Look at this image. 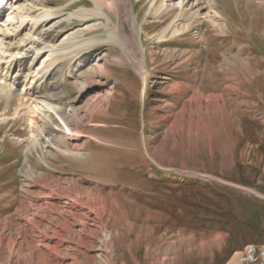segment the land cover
Here are the masks:
<instances>
[{
	"label": "rangeland",
	"instance_id": "rangeland-1",
	"mask_svg": "<svg viewBox=\"0 0 264 264\" xmlns=\"http://www.w3.org/2000/svg\"><path fill=\"white\" fill-rule=\"evenodd\" d=\"M193 1L175 8L180 0H172L169 15L159 18L163 0H132L146 81L137 68L112 62L123 54L108 41L106 17H83L95 0L34 4L33 15L56 14L36 32L51 45L72 38L91 43L48 79L52 103L76 100L83 109L82 134L70 145L82 146L83 156L105 151L94 137L117 147L102 156L110 161L97 184L68 171L76 162L61 170L41 161L42 151L32 175L24 165L31 136L26 111L15 115L24 84L15 87L6 121L0 98V264H232L236 254L243 264H264V0ZM110 16L118 22L115 8ZM159 36L167 43L158 44ZM49 57L47 50L31 53L27 63L37 71L62 58ZM197 91L205 97L189 104L195 112L188 115L187 94ZM67 158L77 159H49ZM91 194L105 200L96 211ZM76 200L82 206L69 227Z\"/></svg>",
	"mask_w": 264,
	"mask_h": 264
},
{
	"label": "bare ground",
	"instance_id": "bare-ground-1",
	"mask_svg": "<svg viewBox=\"0 0 264 264\" xmlns=\"http://www.w3.org/2000/svg\"><path fill=\"white\" fill-rule=\"evenodd\" d=\"M39 1L42 3V0H8V3L12 6L9 11L0 3V98L6 99L5 107L1 113L3 117L1 121L5 119L4 117H7V113L13 105V98L16 95L15 90L18 88L15 89V87L23 83L24 87L19 90L18 93V105H14L17 106L15 115H20L23 110L26 111L28 129L31 132V136L26 140V152L28 155L25 158L24 165L25 167L29 166L28 170H30L32 175L36 173L32 161L35 155L39 154L40 151L43 153L39 155L40 160L45 163L50 161L53 164H55V162L49 159L52 154H54L56 158L62 154V156L77 157V160H81L83 156L79 151L82 146L78 145L74 148L70 145L73 140H78L79 135L82 134L79 122L82 120L80 111L83 109L75 106L76 100L73 104L65 103V105H61L60 103H52L51 99L48 97V91L54 88L49 84L48 79L53 75V71L57 64L79 59V55L89 49L91 45L90 42L73 39L72 37V39H68L58 46L51 45V43L46 40V36L43 34L41 35L40 32L36 33L39 28L44 26V23L53 20L56 15L50 13V10L48 12L45 10L46 12L40 15H33V6L36 3L38 5ZM95 1L97 4L93 10H80L82 11L81 13L84 14L83 17L87 18L95 14L106 17L107 23L105 25L107 31L110 33V39L108 41L119 44L123 54L122 56H113L111 58V60H113L112 62L127 63L137 68L143 74L144 81H146L149 76V71L148 68H146L147 60L144 53V46L139 43L135 34L136 19H134L132 0ZM171 1L172 0H163L159 7H157L155 16H159L160 18L164 16L166 12L171 11L170 4L168 5ZM189 1L190 0H180V4L175 8H181L185 5V2ZM196 2L195 0L193 1L194 4H196ZM114 8L118 13V22H114L110 16V11L113 12ZM182 13L185 14V12ZM77 15L79 16L78 12ZM74 16H76V14L72 13L70 17L73 19ZM207 16L209 17L210 15L206 14V17ZM210 17L212 18V16ZM215 18H213V21L216 20ZM175 22L177 23L175 20L166 26L164 32L171 29V25L176 24ZM177 29L178 28L174 26V30L177 31ZM47 33L48 32H46V35ZM165 40L164 36H159L158 44L164 43ZM46 50L49 51L50 54L49 61L52 58L60 56L62 57L60 62H48L41 69L39 68L37 71H34L31 65H28L27 58L31 53L35 54V56H40L41 52H45ZM23 59H25V61H23ZM104 59H106V55H102L96 59V63L98 64ZM103 70L104 69H102V71ZM6 87L10 89L6 90ZM81 88L83 90V87ZM58 95V92L52 91L49 96H54V101L60 99V96L56 99ZM18 117L19 116H15V119ZM52 126H54L60 134H58ZM109 158L110 157H108V160ZM100 161L101 165L104 164V159L101 155ZM63 167V165L58 164L55 168L62 170ZM88 200L89 207H91L90 209L94 211H96L95 208L98 206L102 207V203L105 201L102 199L97 201L94 194L89 195ZM77 203L78 205L80 204L79 206L77 205L78 209L68 212L70 215L68 219L69 227L73 225V222L79 216V207H81L82 204L79 203V201H77ZM35 223L39 224V221ZM61 231L62 229L59 227V231H57L58 238L61 235ZM58 247V243H56L51 248V251L54 252ZM232 264H243L239 254L235 255Z\"/></svg>",
	"mask_w": 264,
	"mask_h": 264
},
{
	"label": "crops",
	"instance_id": "crops-1",
	"mask_svg": "<svg viewBox=\"0 0 264 264\" xmlns=\"http://www.w3.org/2000/svg\"><path fill=\"white\" fill-rule=\"evenodd\" d=\"M170 13V12H169ZM169 13H165V15H164V17L166 18V15L168 16L169 15ZM136 19H137V17H136ZM165 20V19H164ZM160 23V22H159ZM166 27V26H165ZM145 28H146V26H141V30H145ZM135 34H137V32L135 33ZM141 40H142V38H141ZM180 42H182L181 40H180ZM165 43H167V42H165ZM168 43H171V41H169ZM184 43V42H183ZM183 46H186V47H188L189 45H192L191 43H188V44H182ZM190 47V46H189ZM239 56H241V53L239 54ZM236 59H238V57L236 58ZM124 64H126L127 65V63H124ZM129 65V64H128ZM148 67V66H147ZM104 69V68H103ZM104 71V70H103ZM103 74H104V72H103ZM185 81V80H184ZM179 87H181L180 85H179ZM187 95H189L188 96V102L187 103H185V109H183L182 111H187V114L189 115V113L190 112H195L193 109H192V107H189L190 105L189 104H191V106H194L195 105V99L196 98H201V100H202V98H204L205 96L204 95H202L201 93H199L198 91H197V93H195L194 94V92L191 94V93H189V94H187ZM217 97H220V98H222L223 97V95L222 94H219V95H216ZM168 102V101H167ZM204 102V101H203ZM220 102H222V104H226V101H224V100H221ZM105 108V107H104ZM181 111V112H182ZM105 116H109V112L107 111V109H106V114H104ZM189 118V117H188ZM190 119V118H189ZM91 124V123H90ZM93 124H95V125H90V126H101V127H104L106 130H108V129H110V126H108V125H106V124H100V123H93ZM91 138H92V136H91ZM95 138V140L98 142L97 144H100L102 147H103V150H105V151H100V152H98V153H92V154H88L87 156L86 155H84V157L85 158H81V160H77V159H74V158H67V160H66V162H64L63 160L62 161H59V160H55L54 162L55 163H59V165H65L66 167H70V164H68L67 162H76L77 163V165H74V166H72L73 168H71V170H68L70 173H76V172H80L81 173V176L83 177V178H85V177H87V176H91L93 179H95L94 180V182L97 184L98 183V173L99 172H102L103 170H105L106 169V167H107V165H108V163H109V161H110V159L109 160H105V161H103L104 163H105V165H101L100 164V155L101 156H105V155H108L109 156V150L111 149V148H114V147H117V144L115 143V142H113L112 140H109V139H104V138H102V137H94ZM88 140L89 139H85V141H84V143L86 144L85 145V147L88 145ZM85 147H84V149H85ZM104 147H107V148H105L104 149ZM85 154V153H84ZM98 157V158H97ZM74 159V160H73ZM90 159V160H89ZM89 160V161H88ZM97 161V162H96ZM98 166V167H97ZM4 167H2L1 169H3ZM70 169V168H69ZM105 183V182H104ZM111 184H112V182H110ZM113 185V184H112ZM246 191V190H245Z\"/></svg>",
	"mask_w": 264,
	"mask_h": 264
}]
</instances>
